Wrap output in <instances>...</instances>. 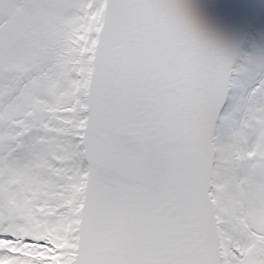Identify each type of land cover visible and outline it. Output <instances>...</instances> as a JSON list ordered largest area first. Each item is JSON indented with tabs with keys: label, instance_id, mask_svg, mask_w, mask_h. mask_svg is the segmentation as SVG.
Returning <instances> with one entry per match:
<instances>
[{
	"label": "snow or ice",
	"instance_id": "1",
	"mask_svg": "<svg viewBox=\"0 0 264 264\" xmlns=\"http://www.w3.org/2000/svg\"><path fill=\"white\" fill-rule=\"evenodd\" d=\"M0 264H264V28L0 0Z\"/></svg>",
	"mask_w": 264,
	"mask_h": 264
},
{
	"label": "bare ground",
	"instance_id": "2",
	"mask_svg": "<svg viewBox=\"0 0 264 264\" xmlns=\"http://www.w3.org/2000/svg\"><path fill=\"white\" fill-rule=\"evenodd\" d=\"M224 0H221L223 2ZM264 0H225L222 4L227 8V14L241 16L249 20L258 30L262 26L261 20H264L258 13V6L263 4ZM264 27V24H263Z\"/></svg>",
	"mask_w": 264,
	"mask_h": 264
},
{
	"label": "water",
	"instance_id": "3",
	"mask_svg": "<svg viewBox=\"0 0 264 264\" xmlns=\"http://www.w3.org/2000/svg\"><path fill=\"white\" fill-rule=\"evenodd\" d=\"M204 2L206 4L212 6L213 8H215L218 11L227 13V8H225V7L222 6V4L225 3V0L223 2H221V0H204ZM263 3H264V1H263ZM258 13H259V15L261 17L264 18V6H263V4H261L260 6H258ZM261 22L264 24V20H261ZM263 24H262V26L258 30H260L261 28H264L263 27Z\"/></svg>",
	"mask_w": 264,
	"mask_h": 264
}]
</instances>
